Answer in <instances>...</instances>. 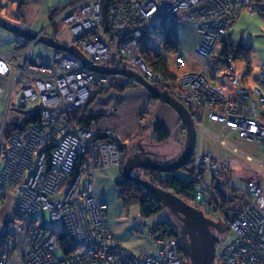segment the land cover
<instances>
[{
	"label": "built area",
	"instance_id": "1",
	"mask_svg": "<svg viewBox=\"0 0 264 264\" xmlns=\"http://www.w3.org/2000/svg\"><path fill=\"white\" fill-rule=\"evenodd\" d=\"M105 1L73 2L37 33L52 37L53 25L61 22L69 33L68 44L93 65L136 72L166 88L192 118L220 125L218 146L233 133L264 149V65L246 84L237 75L233 58H220L218 53L238 12L264 22V0ZM158 21L175 31L181 50L184 29H191L196 71H181L170 81L148 69L139 48ZM36 43L30 41L19 54L0 51V99L5 104L0 156L4 118L10 109L28 117L38 110L40 117L4 141L0 203L8 198L10 212L0 229V264H185L175 240L159 237L145 220H139L136 230L152 241L154 253L135 254L115 241L107 227L108 206L97 199L93 185L95 170L119 166L123 152L111 132L97 135L91 127L77 125L72 116L87 104L95 87H108L113 77L90 71L66 52L51 49L48 57L36 54ZM214 54L217 67L234 84L229 94L214 83L218 75ZM219 58L222 64L217 63ZM185 64L183 55L175 56V66ZM125 84L137 85L131 79ZM17 91L18 103L11 107ZM195 165L198 206L223 214L212 179L227 173V159L211 150ZM172 175L166 173L168 178ZM246 191L249 203L241 208L234 202L238 211L226 226L228 239L215 244L214 264H264V190L248 182Z\"/></svg>",
	"mask_w": 264,
	"mask_h": 264
},
{
	"label": "crops",
	"instance_id": "2",
	"mask_svg": "<svg viewBox=\"0 0 264 264\" xmlns=\"http://www.w3.org/2000/svg\"><path fill=\"white\" fill-rule=\"evenodd\" d=\"M69 1L70 0H0V17L15 24L23 23L22 27L24 29L37 33L47 24L50 11L65 6ZM252 17H255V22L251 20ZM247 19L250 21H245L243 25H240L243 20ZM55 33V39L58 42L65 45L69 43V33L64 26L61 25ZM230 35L234 41H239L246 46L245 48H250L251 52L253 38H255V42L264 41V22H262L257 16H251L244 11H240L237 14L235 24L231 28ZM183 38L182 41L185 49L183 47L184 50H182V52L184 51L185 55L193 56L191 53L193 33L190 28L184 29ZM15 39L16 37L14 34H10V32L0 27L1 52H8V45L13 43ZM159 50L160 49H158V51ZM50 52L51 50H49V55ZM182 55L186 57L183 53ZM195 64L198 65V62L195 61ZM262 65H264V56H262V62L259 68ZM213 67L216 73H218L214 83L222 87L220 85L223 81V79H220L221 68L217 67L214 63ZM237 70L239 73L238 76L241 77L243 83H252L254 75L250 77V68L249 71H246V69L242 71L238 68ZM173 74L175 73L173 72ZM124 85L125 80H123L122 77H114L110 84V87L112 88L111 91L106 94L97 95L88 105L82 107L79 115L82 113L92 115L104 114L98 119L91 121L89 127H91L97 135L111 132L113 139L124 147V153L127 154V158L140 152L141 155L156 159L160 163L173 162L181 155L186 142V131L177 113L169 105L151 98L143 87L133 85L131 87L122 88ZM2 115L3 108L0 100V126L3 118ZM193 121L196 128L195 141L197 131H205V129L200 125L197 126V124H201L205 121L206 124L210 123L217 126V124L212 123L205 118L199 120L193 118ZM154 122H158L166 130L168 137L163 141H158L155 139L156 136L152 133L157 145H149L144 141V136L147 131L152 130L153 132L152 124ZM207 134L213 137L210 133ZM219 137L213 138L216 140V138ZM223 141L225 144L221 146H226L230 148L232 152L242 154L246 160H251L253 163L259 162L255 153H259L260 149L257 148L255 153L250 155L241 152L237 147L229 145L224 139ZM133 146L136 148V152L129 155V151ZM261 151H264V149H261ZM224 158L227 159L229 165L228 158ZM226 170L228 172V168ZM121 175V170L118 166L100 167L94 174L93 186L97 199L108 206L107 221H111L109 231L119 245L130 251L131 249L135 250V254H152L156 249L151 240L138 234L137 237L134 233H130L127 237H124L122 234L124 230H136L140 219H138V221L132 220L123 215L124 210L117 199V189L114 185L115 181L119 180ZM246 182L258 183L255 180V173L253 171L247 172ZM9 212L10 201L8 198H5L0 203V229L5 225ZM137 212L138 210L136 208L133 213Z\"/></svg>",
	"mask_w": 264,
	"mask_h": 264
},
{
	"label": "trees",
	"instance_id": "3",
	"mask_svg": "<svg viewBox=\"0 0 264 264\" xmlns=\"http://www.w3.org/2000/svg\"><path fill=\"white\" fill-rule=\"evenodd\" d=\"M78 0H70L68 4L62 7L61 10L65 9L67 6L76 2ZM109 1V0H107ZM105 1V2H107ZM229 33V32H228ZM30 40L22 38L17 40L16 48L24 49L28 46ZM220 49L218 51L220 58H225L231 56L233 62L237 59H241L246 63V71H249L250 60L249 52L250 48H242L239 44L234 46L232 43L228 42L227 38H223L219 45ZM157 48V49H156ZM158 49H160L158 51ZM179 40L175 31L166 25L162 21L154 23L150 28V34L146 41H144L139 48V54L143 57V62L147 65L152 72L161 74L165 80H174L175 74L169 68L165 55L174 54L175 56L179 55ZM217 61V63L222 64V59ZM112 65V64H111ZM243 82V81H242ZM124 85L122 88H125ZM157 87V85H156ZM111 87L106 88L95 87L90 96L88 105L97 95L106 94L111 91ZM85 105V106H86ZM84 107V106H83ZM82 108V107H80ZM80 108H77L72 116L75 123L82 127H89L91 121L98 119L104 114H88L82 113L81 115ZM40 119L38 110L34 111V114L26 119H24L21 125H11L5 123L2 131L1 147L3 142L8 138L9 134L16 129H23L30 123L38 121ZM153 132L156 134V139L158 141H163L167 139L168 133L166 130L158 123L154 122L152 124ZM116 141L115 139H112ZM117 142V141H116ZM118 143V142H117ZM122 151L124 152V147L119 143ZM127 154L123 153V161L119 165L121 174L125 159ZM195 168L196 165L193 164V160L189 159L179 170L173 173L171 178L166 176V173H161L154 170L144 171V178L147 179L152 185L159 187L164 190L170 191L172 194L183 200L185 203L191 204L197 202L194 198V184H195ZM201 169V170H200ZM200 172H203L202 168H198ZM182 174L184 177L180 176ZM224 175V174H223ZM221 175L219 178L212 179V187L217 195V198L222 204L221 212L224 214L225 209L228 204L223 205V195H225L226 189L230 192H233L235 199L234 202H237L238 205L242 208L249 203L248 193L244 189L239 188H228V178ZM138 177V176H137ZM140 178V177H139ZM115 188L117 189V199L120 202V205L123 210H127L131 207L137 208L138 217L140 220L150 221L155 216L161 212L160 203L153 197L149 192H147L140 185H137L132 182L126 181L122 175L119 180L114 183ZM232 190V191H231ZM236 190V191H235ZM198 203V202H197ZM197 205V204H196ZM151 229L161 238H171L176 242L177 252L185 263V253L179 241V236L176 230H174L167 222H161L156 220L149 224Z\"/></svg>",
	"mask_w": 264,
	"mask_h": 264
},
{
	"label": "rangeland",
	"instance_id": "4",
	"mask_svg": "<svg viewBox=\"0 0 264 264\" xmlns=\"http://www.w3.org/2000/svg\"><path fill=\"white\" fill-rule=\"evenodd\" d=\"M61 9H62V7L55 8V9L51 10L49 15H48V22L51 19H54V17H56L62 11ZM251 20L255 22V17L254 18L252 17ZM245 21H250V20L249 19L243 20L240 25H243L245 23ZM7 22H9V21H7ZM9 23L14 25V26H16V27H18V28H20V29H24L22 27L23 23H21V24H15L13 22H9ZM61 25L64 26L61 22H57L56 24L53 25V27H52V33L53 34H52L51 38L55 39V34H56L55 32H56V30L59 27H61ZM230 31L224 38H227L228 42L232 43L234 46H236V44L237 45L240 44L242 46V48H245L246 47L245 45H243L239 41H234L231 38ZM15 37H16V39L14 40L15 42L13 41V43H10L8 45V47H9V51L8 52L11 53L12 55L13 54L22 53V51L26 48V47L24 49L16 48V44H17L16 42H17L18 39L21 40V37H18L16 35H15ZM183 39L184 38L182 37L181 41ZM67 45H69V44H67ZM184 49H185V46H184ZM49 50H51V49L46 47V46H44L43 44L37 42L35 44V46H34L33 52L36 53V54L42 55L43 57H48ZM182 53L185 55V52L184 51L182 52V50H180L179 54L182 55ZM185 56H186L185 57L186 64L184 66H182V68H181V67L175 66V55L174 54L165 55V59H166V62L168 64L169 68L172 70V72L175 73L174 78L181 71H188V70L196 71L198 69V65L195 64V61L198 62V58L195 57L194 55L193 56L185 55ZM262 56H264V41H258V42L256 41L255 42V38H253V46H252V49H251V52H250V73H249L250 77H252L258 71L259 66H260V64L262 62ZM141 58L143 59L142 56H141ZM217 58H218V56L216 54H214L212 56V60L214 61L215 65H217L215 63ZM233 65L236 68L237 75L239 74L237 68L239 70L243 71L246 68V66H247L246 63L243 60H241V59L235 60L233 62ZM149 70H151V69H149ZM224 72H225V70H221L220 79H223V81L220 83V85L224 88V91L227 94H229L230 91L232 90L234 84L230 81V79L226 75L222 74ZM112 77L114 78L116 76H112ZM122 78H123V80H127L128 79V78H125V77H122ZM111 83H112V80H111ZM125 86L126 87H131L133 85L132 84H125ZM157 88L167 92L166 88H164L163 86L157 85ZM5 96H6V94L4 95V97ZM19 96H20V91H17L16 95L13 98V101L11 103V107L17 105ZM0 100L2 102V108H3V112H4V106H5L4 99H0ZM81 109L82 108H80V110ZM2 117H3V115H2ZM26 118H28V116L18 115L12 109H10L8 111V113L5 115V118H4L5 122L4 123L11 124V125H21L23 123L24 119H26ZM198 125H200L203 129H205V131H200V130L197 131L194 151H193L192 155L189 158V159L193 160V164L194 165L196 164V162L199 159V157L201 156V154H203L206 151L216 150V153L219 154L222 158L227 157L228 160H229L228 172L226 174L224 173V177L226 176L228 178V188H239V189L246 190V183H247L246 182V174H247L248 171H253L255 173V180L258 182V185L260 186V188L262 190H264V151H261L260 148L254 146L249 141L239 140L238 138H236V135L233 134V133H231V134H229V135L224 137V140L226 141V143H228L231 146L237 147L241 152L248 153V154L252 155L253 153H255V150H257V148L260 149L259 153L258 152H257V154L255 153V155L257 156L259 162L253 163V162H251V160H246L245 157L242 154L237 153V152H232L231 149L226 147V146H217L216 140L213 137L221 136L220 125L218 126V124H217V126H216V125L210 124V123L206 124L205 121L203 123H201V124H197V126ZM152 133L156 136V134L154 132H152V130L145 132L146 135L144 136V138H145L144 141L146 143H148L149 145H157V142L155 140L156 137L154 139L153 138L154 135ZM207 133H210L213 137H211ZM135 152H136V148L133 146L131 148V150L129 151V155H132ZM5 153H6V147H5V142H3L2 154L0 156V171L2 170V159H3V156L5 155ZM132 174L134 176H138L141 179L149 182L147 179L144 178V171L142 169H135V170L132 171ZM179 175L184 177L182 174H179ZM225 196H226V198H223V205L224 204H228L229 205L232 202H234L235 196H234L233 192H230V190L228 191L226 189ZM186 204H188V203H186ZM188 205H190L194 209H196L199 212H201L205 218H207V219L209 218L212 221H216V223H214V222L213 223L214 224H218L220 226L219 228L221 229V231H218L214 226H211V225L209 226V230L216 237L217 242L218 241H226L228 239L227 230H226V226H227L226 222L221 221V218L223 217V214H221V213L218 214L216 212H213L214 210H213L212 207L198 206L197 202H194V203L191 202V204H188ZM134 210H136L135 207L134 208L131 207V208L127 209V210H124L123 211V215H125L126 218H131L132 220H137L138 221V219H139L138 214L137 213H133ZM208 210L211 212V214H208V212H207ZM212 212L214 214H212ZM182 218H183L182 215L173 213L168 208H161V212L157 216H155L150 221H146V222L148 224H151L152 221L154 222L156 220H159L161 222H167L174 230L177 231L178 236H179V241H180V244L182 246L181 239H180V232H181V229L183 228V225H184L183 221H182ZM107 227H108V230H110L109 228L111 227V221L110 222L107 221ZM130 233L131 234L134 233L137 237L139 235L138 234L139 232L137 230H135V229L134 230L133 229L132 230H124L122 232L124 237L129 236ZM183 251H184V249H183ZM131 252H133V253L135 252L136 253V251L132 250V249H131ZM184 259H185V264H190V259H189L188 255H186V253H185ZM212 264H214V261H213Z\"/></svg>",
	"mask_w": 264,
	"mask_h": 264
},
{
	"label": "water",
	"instance_id": "5",
	"mask_svg": "<svg viewBox=\"0 0 264 264\" xmlns=\"http://www.w3.org/2000/svg\"><path fill=\"white\" fill-rule=\"evenodd\" d=\"M0 27L18 37L26 38L30 41L36 40L52 50L66 52L74 56L94 73L105 76H121L134 80L139 86L147 91L151 98L159 100L173 108L183 123L186 131V142L181 155L173 162L160 163L156 159L141 155L140 152L135 153L126 158L122 169V177L128 182L140 185L149 192L159 201L160 208H168L171 212L183 216L182 221L184 225L180 232V239L184 252L190 259V264H212L217 239L210 232L209 226H214L218 231H221L219 225L214 224L212 221L205 218L201 212L186 204L170 191L156 187L150 182L132 174V171L135 169L154 170L161 173H174L189 160L194 151L196 128L193 118L187 108L176 101L167 92L158 89L136 72L127 69L93 65L78 48L72 45L62 44L48 36H43L26 29H20L10 24L2 17H0ZM226 220L231 221V215L227 214Z\"/></svg>",
	"mask_w": 264,
	"mask_h": 264
},
{
	"label": "flooded vegetation",
	"instance_id": "6",
	"mask_svg": "<svg viewBox=\"0 0 264 264\" xmlns=\"http://www.w3.org/2000/svg\"><path fill=\"white\" fill-rule=\"evenodd\" d=\"M223 198H226V196L223 195ZM218 205H219V208L221 210L222 209V204H221L219 199H218ZM237 211H238V206L234 202H232L231 204L227 205V207L225 209V212L223 214V217L221 218V221L226 222V225H227L229 221L226 220V215L227 214L231 215V219H232L233 215L236 214ZM207 212H208V214H211V212L209 210ZM213 212H216V211L214 210ZM213 212H212V214H214ZM210 221H212V220H210ZM212 222L216 223V221H212Z\"/></svg>",
	"mask_w": 264,
	"mask_h": 264
},
{
	"label": "bare ground",
	"instance_id": "7",
	"mask_svg": "<svg viewBox=\"0 0 264 264\" xmlns=\"http://www.w3.org/2000/svg\"><path fill=\"white\" fill-rule=\"evenodd\" d=\"M102 76H105V75H102Z\"/></svg>",
	"mask_w": 264,
	"mask_h": 264
}]
</instances>
